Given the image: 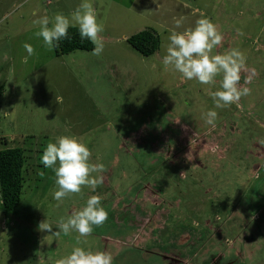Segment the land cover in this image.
Returning <instances> with one entry per match:
<instances>
[{"label":"rangeland","instance_id":"obj_1","mask_svg":"<svg viewBox=\"0 0 264 264\" xmlns=\"http://www.w3.org/2000/svg\"><path fill=\"white\" fill-rule=\"evenodd\" d=\"M91 2L104 52L56 57L32 22L70 16L81 0H0V150L21 148L25 158L19 205L5 214L0 196V264H57L76 246L109 252L113 264H264V0ZM181 17L177 32L201 18L216 25L223 41L213 54H244L239 86L248 95L215 108L221 76L206 86L164 69ZM148 29L160 47L143 57L126 40ZM208 110L218 113L215 127ZM61 136L85 142L105 171L95 191L84 187L57 206L55 175L40 158ZM91 196L108 219L79 245L75 232L56 239L39 230L48 219L56 231Z\"/></svg>","mask_w":264,"mask_h":264},{"label":"clouds","instance_id":"obj_2","mask_svg":"<svg viewBox=\"0 0 264 264\" xmlns=\"http://www.w3.org/2000/svg\"><path fill=\"white\" fill-rule=\"evenodd\" d=\"M182 21L183 17L175 21V28L167 38L164 69L179 73L185 81L194 80L206 86H215L216 78L221 76L219 89L211 93L215 108L231 106L242 96L248 95L250 90L239 86L240 73L246 66L244 54L235 48L223 54H213V50L223 41V34L216 25L207 18H201L194 27L177 32L175 29L181 27ZM32 23L39 28L35 36L43 40L48 51H54L64 41L70 40L72 37L69 29L76 28L80 40H87L93 45L90 55L100 56L104 52L105 45L100 36L104 25L99 21L91 0H81L70 16L57 13L50 19L45 14ZM24 49L28 56L35 54L30 44H24ZM217 117L215 110H208L205 123L215 127ZM91 157L92 152L87 144L74 136H61L54 142L47 143L40 163L55 175L56 190L53 192V199L57 206L72 194L81 193L84 187L95 191L102 185L103 176L99 174L105 171V167L103 164L91 163ZM94 173L97 175L94 176ZM107 219L108 212L101 204V197L91 196L79 211L67 219L62 217L57 223L56 231H53L48 219L40 222L38 228L51 233L56 239L75 232L78 234L76 244L79 245L80 237L91 236L94 227H102ZM57 264H113V257L108 252L94 253L76 246Z\"/></svg>","mask_w":264,"mask_h":264},{"label":"trees","instance_id":"obj_3","mask_svg":"<svg viewBox=\"0 0 264 264\" xmlns=\"http://www.w3.org/2000/svg\"><path fill=\"white\" fill-rule=\"evenodd\" d=\"M72 37L64 41L59 48L55 49L56 57L68 55L75 51H92L93 45L87 40L81 41L76 28H70ZM127 44L139 55L150 57L160 47V39L152 29L141 31L126 40ZM3 87H0V96ZM25 158L21 148H4L0 150V196L1 206L5 214L10 213L19 205L23 185Z\"/></svg>","mask_w":264,"mask_h":264},{"label":"crops","instance_id":"obj_4","mask_svg":"<svg viewBox=\"0 0 264 264\" xmlns=\"http://www.w3.org/2000/svg\"><path fill=\"white\" fill-rule=\"evenodd\" d=\"M138 238H137V240L139 239V236H137ZM142 240H144V239H142ZM133 241H134V238H133ZM109 242V241H108ZM111 242V241H110ZM114 243V246H113V248L112 249H114V252H116V253H114V254H116L117 255V253L119 254L120 253V251H121V245L118 243V242H113ZM134 243H136V240L134 241ZM115 244H118L119 245V247L118 246H115ZM135 246V245H134ZM122 247H126V244H124ZM136 248H139V249H142V248H140V246H137ZM153 249V248H152ZM103 252H105V251H103ZM154 252H158V254L159 255H161V257H165V259H170L169 257H171V256H175L174 254H165V253H162L158 248H154ZM109 253V252H108ZM171 255V256H170ZM112 256H115V255H112ZM172 259H170V261H171ZM179 259H177L176 261H178Z\"/></svg>","mask_w":264,"mask_h":264}]
</instances>
